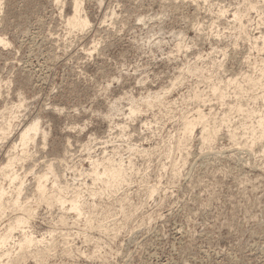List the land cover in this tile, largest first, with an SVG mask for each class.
Listing matches in <instances>:
<instances>
[{
	"label": "rangeland",
	"instance_id": "1",
	"mask_svg": "<svg viewBox=\"0 0 264 264\" xmlns=\"http://www.w3.org/2000/svg\"><path fill=\"white\" fill-rule=\"evenodd\" d=\"M248 1L255 6L246 11ZM71 4L0 0V121L11 116L14 127L32 112L40 128L30 154L13 165L24 174L21 196L47 163L84 189L91 160L111 156L130 160L133 171L100 197L118 212L109 224L122 220L116 208L123 194L134 214L118 233L93 227L84 237L73 211L29 201L35 212L25 228L57 242L43 264H264V134L251 146L239 133L231 137L243 111H230L236 95L226 83L264 77V0H81L90 22L82 31L68 29ZM214 75L224 83V101L208 92ZM156 91L160 101L146 105L142 98ZM194 91L205 99L196 101ZM242 95L253 119L264 112L261 99ZM137 103L140 110L129 115ZM197 108L218 118L228 112L231 122L211 145L201 143L196 123L177 149L181 116L194 117ZM5 141L0 165L10 148ZM0 182L13 188L7 177ZM150 184L157 185L151 195ZM83 197L91 198L87 190ZM16 212L0 214V230ZM17 237L15 230L8 246ZM19 264L38 262L27 255Z\"/></svg>",
	"mask_w": 264,
	"mask_h": 264
},
{
	"label": "bare ground",
	"instance_id": "2",
	"mask_svg": "<svg viewBox=\"0 0 264 264\" xmlns=\"http://www.w3.org/2000/svg\"><path fill=\"white\" fill-rule=\"evenodd\" d=\"M71 2L72 11L66 17V24L68 25L69 31L72 29H79L82 31L90 24V22L86 15L80 14V9L82 11L81 0H71ZM254 6L255 4L250 1L245 10L247 11L249 7ZM243 14L244 13L240 10L236 11V13L234 12V15L237 19H239V21H241V16ZM240 27L241 32L245 33L246 29H243V27H245V24L242 25L241 23ZM245 34H247V32ZM0 42L5 43V38L0 36ZM195 70L196 69L193 67V65H188L186 71L194 72ZM210 79L212 80L210 82L208 92L211 93V95H214L216 98L223 99L224 101V83H222V81L218 79L217 75H214V78L212 77ZM226 83L232 85L234 93L236 95V98L230 104V111H243L242 115L236 121L234 128L231 130L230 135L231 137L235 138L239 133V135H242L245 141L249 142L251 146L257 137L261 138L264 134V112L257 114L256 118L253 119L254 108L251 107V105H249L248 103L245 108L243 107L242 93L251 95L250 99L259 98L264 103V77L261 73L255 76L250 73L242 76L241 79L230 77L227 79ZM257 89H259L258 92L255 91ZM157 91L156 93L151 92L152 94L150 93L144 96L142 98V101L148 106L153 103L159 102L162 98V95H160ZM196 92L197 93H195V91L193 92V98H196V101H198L199 99L200 101H203L205 99L204 98L203 100H201V97H204L203 94L199 93L200 91ZM162 93L163 92H161V94ZM142 105L144 104L142 103ZM129 108V115H134V113L140 110L138 103L132 104V106H130ZM6 109L11 112V108L6 107ZM199 109L200 108H197L196 114L194 115V117L191 116V118L187 117L188 114H186V117L182 114L183 117L181 116V118L183 129L181 130H183V132L181 136H177V139L174 142V145L175 147H177V149L181 146H184L187 135H190L196 123H200L201 125V130L199 131V138L201 140V143L203 145H211V142H213L221 126L223 124L227 125L229 124V122H231L230 113L228 112L223 113V115L218 118L214 114H206V112L202 113ZM24 115L25 118L22 119L21 122H18L19 124L17 123L16 125H14V127H12V119L10 118L11 116L0 121V144L2 141L6 142L5 140H7V147L11 148V150L9 148V150H5L4 152L5 162L3 165H0V176L7 177L9 180V184L12 183L13 186V188H10L9 185L6 186L4 183L0 182V214L4 213L7 209L17 211L16 213L12 214V216H10L4 230H0V264H19L23 259L27 257V255L34 256L38 264H43V262H45L43 261L45 260L44 257L48 255L50 250L53 249L55 243H57L55 242V238L52 237L54 235L51 234L53 232L52 229V232L49 230V234H51V236L49 235L48 238L47 236H34L32 235L31 231L25 228L28 226L35 212V209L32 207L33 204H30L31 202H33V200L36 202L43 201L48 206L57 205L59 206L58 208H60V210L62 209L64 211H73L76 214L74 215L73 213L74 216L82 218L81 222H83L86 228L83 229L81 233L84 234V237L88 235L89 231L87 232V228L93 227L106 230L111 229L113 233H116L127 223L129 218L134 214L130 209H126L123 206V202L126 199V196L123 194V196L118 199L119 207L116 208L119 212L122 213V220L119 219L121 220L120 222L116 223L115 221V223L109 224V221H112L110 219L113 218L116 210L112 208L114 206L111 207V204H106V202L105 204L102 203L100 197L103 193L112 192L117 189V187L120 186V184L125 181L133 171V163L130 160H126L127 162H125L123 159H114L111 156H106L101 160L96 158L91 160L90 167L87 170V174L91 177V182L90 184L86 182L85 185V181H83L84 184L82 185H85L84 189L79 187L80 185L75 186L70 180H64V178L60 179V176L62 175H59V173L54 170V168L52 167V163H47L45 169L34 174L33 190L31 191V193H27L25 195L23 194V198V195L21 196V193L24 188V174L22 175L21 173L17 172L13 168V165L21 157H27L30 154V150H28L27 146L28 144L35 141L34 137L36 131L40 129L38 117L34 113L31 112V114H29L28 116L26 115V113ZM41 135L42 138H45L44 131L41 133ZM18 146H20V153L13 150V148L15 149ZM170 150L171 146L168 147L167 152ZM261 151L264 155V144ZM186 156L187 155H184L183 158H186ZM173 166H175V164H173ZM178 172V170H175L174 174L177 175ZM156 184L148 185V192L150 195L157 188ZM85 190H87L91 198L85 199V197H83V193ZM28 194H30V196ZM29 201L31 202L29 203ZM59 214H61L59 216L60 220L57 221H60V223L62 224L65 218L64 212L61 211V213ZM79 219L77 220L79 221ZM71 220H73L72 222H75L74 220L76 219L74 217V219ZM15 230H18V237L14 240V244L12 246H8V241H10V237L13 236V232ZM67 234H69V232ZM65 239L66 238H64V240ZM31 246H33L34 248H31ZM96 246L97 245H95V248H97L99 245L97 247ZM66 248L67 247H65V251H68V249ZM91 254L93 255V253Z\"/></svg>",
	"mask_w": 264,
	"mask_h": 264
}]
</instances>
